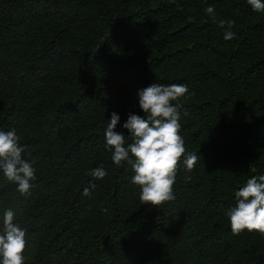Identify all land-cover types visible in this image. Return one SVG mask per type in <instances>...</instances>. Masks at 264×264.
Instances as JSON below:
<instances>
[{"label": "trees", "instance_id": "trees-1", "mask_svg": "<svg viewBox=\"0 0 264 264\" xmlns=\"http://www.w3.org/2000/svg\"><path fill=\"white\" fill-rule=\"evenodd\" d=\"M153 83L188 87L180 135L198 156L159 208L104 138L113 112L130 135ZM13 129L36 179L22 196L0 169V229L11 208L24 264H264V235H234L226 215L264 175V12L248 0H0V130Z\"/></svg>", "mask_w": 264, "mask_h": 264}, {"label": "clouds", "instance_id": "clouds-1", "mask_svg": "<svg viewBox=\"0 0 264 264\" xmlns=\"http://www.w3.org/2000/svg\"><path fill=\"white\" fill-rule=\"evenodd\" d=\"M248 4L254 11L264 12L262 0H248ZM206 12L214 16L211 6ZM226 23L220 21L219 26L224 28ZM232 27L234 22L228 23V30L224 33L226 41L235 38ZM188 92V87L183 84L153 83L138 93L139 106L145 115L141 117L130 113L123 124L129 136L116 131L120 117L115 112L106 127L104 138L107 150L112 152L115 165L120 166L123 162L131 164L134 172L131 182L140 187V200L145 205L159 208L174 201V185L181 159L184 158L183 163L189 172L198 161L196 154L185 157V142L180 135V101ZM184 114L187 115V112ZM126 137L132 140L127 147ZM20 139L14 129L0 130V169L8 181L18 185L17 191L22 196H28L33 187L31 182L36 179V170L32 162L23 158L24 148L19 144ZM90 174L95 179L103 180L108 173L101 166ZM83 194L88 196L89 189L85 188ZM235 197V206L226 213L232 233L239 235L247 230L264 235V175L248 179ZM15 220V212L7 209L0 229V264H24L26 230Z\"/></svg>", "mask_w": 264, "mask_h": 264}]
</instances>
